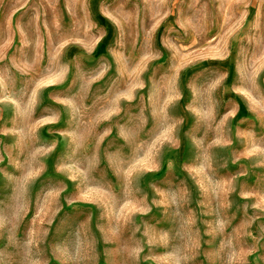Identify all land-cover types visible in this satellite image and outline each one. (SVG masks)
<instances>
[{
    "label": "rangeland",
    "instance_id": "1",
    "mask_svg": "<svg viewBox=\"0 0 264 264\" xmlns=\"http://www.w3.org/2000/svg\"><path fill=\"white\" fill-rule=\"evenodd\" d=\"M0 264H264V0H0Z\"/></svg>",
    "mask_w": 264,
    "mask_h": 264
}]
</instances>
